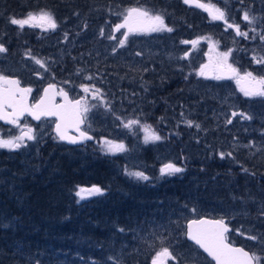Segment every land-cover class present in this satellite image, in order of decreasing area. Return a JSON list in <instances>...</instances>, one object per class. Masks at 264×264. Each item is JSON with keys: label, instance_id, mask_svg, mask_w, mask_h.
<instances>
[{"label": "rangeland", "instance_id": "obj_1", "mask_svg": "<svg viewBox=\"0 0 264 264\" xmlns=\"http://www.w3.org/2000/svg\"><path fill=\"white\" fill-rule=\"evenodd\" d=\"M237 1H239L238 5L231 13L229 8L232 9ZM220 2L225 3L226 6L219 7ZM114 4H111L113 10L104 13V6L99 1L96 3L97 10L92 18L87 16L83 8L73 19L60 15L59 18L65 24L56 20L57 28L55 30L27 25L21 29L18 25H12L9 22L10 18L6 20V25H2V29L0 28V44H3L7 49L6 52H0V63L8 65L10 62L13 73L23 78L26 84L28 83L38 94L46 84L58 83L70 92L73 99H83L81 109L85 106L88 109L84 112L85 121H87L86 132L93 134L96 139L94 142L88 143L87 146L76 147L75 155L68 151H65V154L74 156V158L80 156L83 159L92 156L96 161L105 159L114 166V171L118 176H121L123 172H127V174L129 172H143L148 177L147 180H137L128 176L134 181L141 182L146 187L156 190L161 184L170 181L171 176H177L162 175L160 171L167 164V161L172 160V152H170L172 149L167 141L174 134L181 137L185 133L201 146L202 154L198 161L218 158L220 161L226 162L227 158L233 157L238 152L248 156L257 154L263 156L264 160V127L257 126V123L259 125L264 123V117H261L257 109L261 102L256 101L264 97L245 96L241 88L249 87V83L243 80L238 83V78L232 76L223 64L222 53L216 54L212 47H208L207 52L205 49L201 52L200 69L204 65H208L204 69L206 76L199 75V69V71H195L192 83L186 85L187 89L182 94H173L175 95L174 101L165 96L166 106L168 105V108L171 109V113L166 110L168 112L167 117H160V119L153 121V112L157 102L164 96L161 92L164 93L166 90L172 89V86L169 85L172 78L169 72L174 71L176 74L181 73L186 77L190 76L192 71L187 64L196 65L202 47L193 44L189 45V50L188 46L181 48L185 45L182 43L185 40L177 42L179 32L174 30L172 32L133 31L128 33V38L124 41V46L121 47L119 41L124 39L122 33H126L128 30L124 28L119 32L115 31L112 24L117 12ZM121 4L126 7L125 2L122 1ZM207 4L214 5L215 8L225 12L227 24L224 20L213 19L211 11L208 12V21L215 24L219 29L222 28L221 23H223L224 35L229 36L231 40L246 38L249 41L250 32L263 35L260 22L262 17L257 6L255 7L257 10L254 8L253 11L248 10L245 6V0H215V3L208 2ZM154 6L156 7V5ZM130 8H122L120 12L124 16ZM40 11H37L36 14ZM43 11L51 13L53 17L52 11L48 9ZM244 12L255 17V22L249 24L244 21ZM99 13L102 16H99ZM151 13L162 15L165 24L173 29L166 19L165 13L170 16L169 12L153 10L151 7ZM123 20L124 17H121V23ZM131 24L134 29L147 28V22L142 19H133ZM228 24L239 25L241 32H247L248 35L246 37L237 35L235 29L229 28ZM244 25L249 30H246ZM7 26L12 29L14 27L20 29L15 32L13 30L18 43H15V36ZM32 30L37 31V35L32 34ZM1 35H3L2 38ZM109 36H113L115 39H109ZM253 39L252 36L250 41L253 42ZM261 41L264 42V39ZM248 45L250 54L245 53L247 59L252 58L253 61H256V59L263 57L260 49L263 47ZM240 50L242 53L245 52L244 47H240ZM202 57L205 59L204 63ZM236 58L240 60L239 62L243 61L239 56ZM237 59L231 63L228 57L227 65L237 69L239 75L243 76L244 74L240 73L241 68L237 65L239 64ZM36 60L44 62V67L42 68L37 64ZM218 72L225 75L228 80L214 79L215 75H219ZM88 77H92V79H88ZM200 80H203L205 84ZM214 83H218L217 89L213 87ZM83 86H88L90 89L94 86L95 89H99V97L94 99L92 91L84 92ZM200 88L205 90L196 93ZM241 103L245 106L243 111H241L243 107ZM190 108L197 110H194L193 113ZM233 113L236 115L234 116ZM244 116L252 118L245 119ZM132 120H139L140 123L131 128L124 127V124ZM229 120L231 123H228ZM188 121H192V126L188 125ZM167 124L171 129H174L175 133L165 130L164 126ZM145 126H150V130L158 134L161 139L146 142ZM29 128L33 130L35 140L25 139L24 146L15 150L0 148V186L3 185V182L8 183L7 181L10 179L11 181L16 179L20 181L26 175L12 171L10 176L6 177L5 175L10 172L9 170L20 168V170L29 173L48 169L54 159V153H58L54 149L62 147L58 144L60 142L56 135L53 134V121L45 120L40 124L25 121L17 126L0 127V138L13 139L19 137L23 131ZM105 141L122 144L124 148L121 151L109 152L106 150ZM49 145L54 147L46 153L45 147H49ZM221 153L224 154L223 158ZM229 153L231 155H228ZM15 154L18 156V160L11 159V167L1 166L5 165L4 163L7 164L8 158ZM148 164L155 166L154 171H151ZM92 173L87 171L85 176ZM238 175L236 179L239 180L242 175L240 173ZM245 177V184H247L249 178L248 176ZM180 178L185 179L186 175ZM99 196L101 195L89 196L85 200ZM218 203H222V200H219ZM234 203L229 206L222 203L214 210H227L230 213H235L238 218L243 217L245 219L241 221L237 232L231 235L233 241L235 244L242 242V245L260 257L259 264H264V232L261 234L259 229L253 226L260 219L251 220L247 218L246 215H249V212L241 207H236ZM207 212L212 214L210 211ZM194 214L197 212L188 209L178 214L174 212L171 215L173 219L178 218L176 222L173 221L172 223L174 241L170 246L175 247L177 256L181 258L180 264H206L207 260L212 264V261L197 247L193 245L195 249L192 250L184 242L187 241L186 227H181L179 220L184 219L187 222L188 219L193 218L192 215ZM236 216H232V218L238 223L240 219H237ZM133 235L134 242L131 244L138 246L135 248V252H142L141 240L147 235L142 232L140 226L137 227V231ZM250 236H254L256 239H249ZM161 241L163 242V240ZM161 241H157V243L159 244ZM161 247L164 245H161L159 250ZM163 260L165 264L174 261L169 258H163Z\"/></svg>", "mask_w": 264, "mask_h": 264}, {"label": "trees", "instance_id": "obj_2", "mask_svg": "<svg viewBox=\"0 0 264 264\" xmlns=\"http://www.w3.org/2000/svg\"><path fill=\"white\" fill-rule=\"evenodd\" d=\"M99 1L104 6V13L113 10L111 4L115 3L117 12L112 21L113 26L121 23V17H124L120 12L122 8L138 7L150 13L152 7L153 10L169 12L170 16L165 13L166 19L173 30L179 32L176 41H189L181 48L188 46L189 50V45H193L192 41H197L198 43L194 45L202 47L196 65L187 64L192 71L190 76L169 72L172 77L169 85L172 89L161 92L164 96L157 102L153 121L167 117L168 112L171 113V109L166 106L165 96L174 101L173 94H182L187 89L186 85L192 83L195 71L200 69L202 50L205 49L207 52L208 47H212L216 54L230 51L228 57L231 63L237 59L236 56L243 59L242 62L237 59L241 74L251 72L253 76H259L258 78L264 77V64L257 66L256 61L245 57V53L250 54L248 44L264 48L261 34L250 32L249 41L246 38L231 40L229 36L224 35L223 23L219 29L208 21L209 11L196 6L195 3L185 4L184 0H0V28L6 25L8 18L23 19L30 12L37 13L47 9L53 12L55 21H61L62 24L65 22L59 18L60 15L73 19L81 8L86 11L89 18H92L97 10L96 3ZM122 1L126 7L121 4ZM199 2L208 5V2L215 3V0ZM238 2H234L232 9L229 8L231 13ZM263 4L264 0H245L248 10L257 6L262 17L260 22L264 35ZM218 6L223 7L226 4L220 2ZM99 16L102 15L99 13ZM245 27L249 30L247 26ZM9 30L15 36V43H18L14 32L20 29L14 27ZM31 33L37 35V31L32 30ZM252 36L253 42L250 41ZM240 47L245 48L244 53ZM263 48L260 49L264 57ZM202 59L204 63V57ZM218 74L221 75L220 72ZM200 82L205 84L203 80ZM213 87L217 89L218 83H214ZM204 90L200 88L196 93ZM256 101L261 102L257 109L261 117H264V98ZM241 105L243 111L245 106L243 103ZM190 110L194 113L197 109ZM257 124L258 127H264V123ZM164 128L167 132L175 133L168 124ZM168 142L172 149L170 151L172 160L166 163L175 164L184 171L175 174L177 176H171L170 181L161 184L158 190L134 181L127 172H123L121 176L116 175L114 166L105 159L96 161L92 156L83 159L80 156L74 158L65 154V151H68L75 155L77 150L60 143L58 144L62 147L54 149L59 154L54 153V159L48 169L29 173L20 168L9 170L6 177L10 176L12 171L26 175L20 181L10 179L8 183L3 182L0 186V264H153L161 245L168 247L176 257V260L169 264H177V261L180 264L181 258L177 256L175 247L170 246L174 241L172 223L178 218L173 219L171 215L189 209L197 212L192 215L193 218L206 215L221 217L231 223L235 233L241 221L245 219L238 218L235 213L227 210H214L222 203L229 206L235 202L236 207L246 209L250 215H246L247 218L260 219L253 226L258 228L261 234L264 232L263 156L257 154L248 156L238 152L227 158L226 162L218 158L198 161L202 154L201 146L187 134L184 133L181 137L174 134ZM53 147L52 145L45 147L46 153ZM13 157H9L7 164L1 166L11 167V159L18 160L16 154ZM148 165L151 171H154L155 166ZM87 171L93 173L85 176ZM239 173L242 176L238 180L236 176ZM184 175L185 179L180 178ZM245 176L249 178L247 184ZM90 186H98L104 193L99 197L77 202L79 198L75 193L78 188ZM219 200H222V203L219 204ZM232 216H236L240 222L237 223ZM179 221L180 226L185 227L186 221L184 219ZM138 226L147 237L141 240L142 252L137 253L135 248L138 246L131 243L134 242L133 233L137 231ZM233 233L230 234L231 242H234L231 236ZM157 241L161 242L158 244ZM184 242L192 250L195 249L193 244ZM206 264L211 262L207 260Z\"/></svg>", "mask_w": 264, "mask_h": 264}, {"label": "snow or ice", "instance_id": "obj_3", "mask_svg": "<svg viewBox=\"0 0 264 264\" xmlns=\"http://www.w3.org/2000/svg\"><path fill=\"white\" fill-rule=\"evenodd\" d=\"M185 4L195 3L196 6L204 8L206 11L212 12L213 19H220L224 20L227 24V20L225 18V12L215 8L214 5H205L200 3L199 0H184ZM133 19H142L147 22V28H133L130 21ZM243 20L252 24L255 22V17H251L248 12H244ZM12 25H18L21 29H23L26 25L29 27H41L47 29L55 30L57 28V23L55 19L52 17L51 13L41 10L38 14L36 13H28L26 18L17 19V18H10L9 21ZM115 31L119 32L121 29L126 28L128 31L126 33H122L124 39L120 40L119 43L121 47L124 46V41L128 38V33L133 31H152V32H161L167 31L172 32L173 29L168 27L165 22L164 18L160 14L151 15L148 10L142 8H130L124 14V20L122 23L116 24ZM229 28H234L237 35L247 36V32H241L239 25L228 24ZM255 31V29H253ZM103 35V32H101ZM109 39H115L113 36H109ZM261 39H264V35L261 36ZM182 43H189V41H183ZM191 43L195 44L197 41H192ZM7 49L0 44V52H6ZM231 54V52H224L221 54L223 59V64L227 67V69L231 72L232 76L238 78L237 82L239 83L240 80L246 81L249 83V87H242L241 91L244 93L245 96H259L264 97V77L257 78L253 76L251 72H246L243 76L239 75L237 69L232 68L231 65H227V58ZM39 64L42 68L44 67V62L40 60L35 61ZM257 64H264V57L256 59ZM208 65H204L200 71L199 75L206 76L205 70ZM214 79H224L226 78L225 75H215ZM88 79H92V77H88ZM19 81L15 79H9L8 77L0 74V120H6L9 123L17 124L19 118L23 116L25 112L29 115L33 116L35 119H40L41 115H57L59 113L51 111L47 108H42L41 103L33 105L29 107L26 103L27 94L31 92L30 88H20ZM8 85L9 87L5 88L4 86ZM54 85H49V88H53ZM84 92L92 91L93 98L96 99L99 97L100 90L95 89L94 86L90 89L88 86H83ZM20 94V98L16 99V94ZM47 94V90H46ZM65 98L67 99V94L65 93ZM81 101H75L73 108L76 110V123L77 127L81 122L79 119V112ZM7 108H11L12 111L9 113ZM88 109L87 107H83L82 111L86 112ZM235 116L236 113H233ZM63 119V117H61ZM245 119H251L250 116H244ZM139 120H132L128 121L124 124V127L131 128L133 125L139 124ZM189 126H192V121L187 122ZM228 123H231L229 120ZM199 127V125H197ZM145 132L147 135L145 136V141H155L160 140L161 137L152 132L150 130V126L144 127ZM56 131L59 135L61 140H68L71 143H78L82 140H90L92 137L88 136L87 133L81 132L79 137L68 136L65 131L61 130L60 124H57ZM27 140H35L36 137L33 134L32 129H27L23 131L19 137H15L13 139H3L0 138V148H7L9 150L19 149L24 146V141ZM106 150L109 152L114 151H121L123 150L124 146L122 144H114L110 141L104 142ZM223 158L224 154H220ZM228 155H231L229 153ZM162 175H175L177 173H181L184 171L183 168L176 166L175 164L169 163L166 164L163 168H161ZM247 171V169H245ZM129 176L136 178L137 180H147L148 177L144 175L143 172H129ZM103 190L98 186H92L91 188H78L75 195L79 198L77 202L80 200H85L89 196L93 195H102ZM194 211V210H193ZM207 225L208 227H203ZM120 231H124L120 229ZM229 231V228L223 219L219 220H193L188 226L187 235L191 240H193L197 245L202 247L213 259L217 262V264H259L260 257L257 256L255 253L250 254L249 252L245 251L243 248H236L230 245L227 242L226 233ZM249 239L255 240L256 237L250 236ZM163 258H169L171 260H176V257L172 254L168 247H161L160 251L156 253L155 258L153 259V264H165ZM179 264V261H177Z\"/></svg>", "mask_w": 264, "mask_h": 264}, {"label": "water", "instance_id": "obj_4", "mask_svg": "<svg viewBox=\"0 0 264 264\" xmlns=\"http://www.w3.org/2000/svg\"><path fill=\"white\" fill-rule=\"evenodd\" d=\"M15 80H18V79L15 78ZM50 85H53V84H50ZM43 89H44L43 94L39 98V102L37 104H39V103H41V101H43V104L41 105L42 108H47V109H49L51 111H54V112H57L59 114H57V115H41L40 116V119L37 120L33 116H31L27 112H25L23 114V116H21L19 119H23L25 116H28V115L32 118V120L35 123H40V121L43 118H47V119H52L53 118V119H56L55 126H54V130H53L54 134L57 136V138L63 144L69 145L71 147L82 146L84 144H87L88 142L94 141V139H95L94 135L91 134V133H89V132H86L83 129L84 126L86 125V122L84 121V118H83V115H82L81 105L79 106L80 107L79 119H80L81 122L79 123V125L77 127V123H76V110L73 108V105H74L75 101H77V100H80L81 101V104H82V99H76V100L73 101L70 98L69 92H67V91H63L62 92V95H58V88L55 85H54L53 88H49V85H47ZM46 90H47V94H46ZM65 93L67 94V99L65 98V95H64ZM60 96L62 97L63 102L57 104L56 103L57 102V99ZM19 98H20V96L19 97H16V99H19ZM26 103H27V105L29 107H32L30 105L29 97H26ZM61 117H63V119ZM1 122L5 126L11 124V123H9L6 120H1ZM57 124H60L61 130L62 131H65L68 136L79 137L81 132H85V133H87L88 136L92 137V139H90V140H82V141H80L78 143H71L68 140H61L59 138V135H58L57 131H56ZM219 219L220 218L216 219V218H212V217L206 216V217H200V218L190 219V220H188V222L186 224V239L188 240V242H190L191 244H194L195 246H197L198 248H200V250L202 251V253L204 255H206L207 257H209L214 262V264H217V262L213 259V257L210 256L208 254V252H206L202 247H200L199 245H197L193 240H191L189 238V236L187 235V232H188V226L191 223V221H193V220H208V221H213V220H219ZM225 223L227 224L226 221H225ZM227 226L229 228V231L225 234L226 237H227V235L232 230V227L230 225L227 224ZM203 227H208V226L205 225ZM228 243L230 245H232L233 247L243 248L245 251L249 252L243 246L241 247L239 245H235L232 242H228ZM250 254H252V253H250Z\"/></svg>", "mask_w": 264, "mask_h": 264}, {"label": "flooded vegetation", "instance_id": "obj_5", "mask_svg": "<svg viewBox=\"0 0 264 264\" xmlns=\"http://www.w3.org/2000/svg\"><path fill=\"white\" fill-rule=\"evenodd\" d=\"M130 23H131V21H130ZM3 37V35H1V38ZM4 46V45H3ZM9 61H10V59H9ZM0 74H3L4 76H6V77H8L9 79H15V78H17L18 80H19V86H20V88L22 87V88H30L31 89V92L30 93H28L27 94V97H30V101H31V103L32 104H34L36 101H38V99H39V97H40V95H41V93L42 92H39V94L37 93V91L35 90V89H33L31 86H29L28 85V83L26 84V82L23 80V78H21L19 75H17V74H14L13 73V69H12V67H11V65H10V62L8 63V65H6V64H2V63H0ZM57 85V87L59 88V90H58V93L59 94H61L62 93V90L64 89L62 86H60V84L58 85V83L56 84ZM5 88H7V87H9L8 85H5L4 86ZM20 96V94L19 93H17L16 94V97H19ZM62 100L63 99H61L60 97L57 99V103H60V102H62ZM7 111L10 113L11 111H12V109L11 108H7ZM25 121H27V122H29V121H33L30 117H25L24 119H19V121H18V125H20V123H22V122H25ZM42 121H45V120H42ZM41 121V122H42ZM49 121H53V123L55 124V120L54 119H52V120H49ZM12 124V123H11ZM7 126V125H6ZM2 122H1V120H0V127H6ZM12 126H17V124H12L11 125V127Z\"/></svg>", "mask_w": 264, "mask_h": 264}, {"label": "bare ground", "instance_id": "obj_6", "mask_svg": "<svg viewBox=\"0 0 264 264\" xmlns=\"http://www.w3.org/2000/svg\"><path fill=\"white\" fill-rule=\"evenodd\" d=\"M264 5V4H263ZM67 65V64H66ZM210 116V115H209ZM170 117V116H169ZM216 128V127H215ZM78 199V198H77Z\"/></svg>", "mask_w": 264, "mask_h": 264}]
</instances>
